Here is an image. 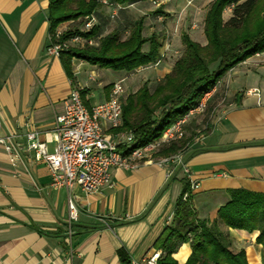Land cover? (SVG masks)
<instances>
[{
	"label": "crops",
	"instance_id": "1",
	"mask_svg": "<svg viewBox=\"0 0 264 264\" xmlns=\"http://www.w3.org/2000/svg\"><path fill=\"white\" fill-rule=\"evenodd\" d=\"M42 2L0 0V138L21 137L15 141L12 164L0 144V264H121L119 249L131 263L160 252L154 243L172 225L183 180L191 183L196 216L209 221L230 200L229 190L264 194V53L232 69L206 96L214 105L212 128L197 139L195 148L182 153L185 168L142 163L133 170L113 169L110 186L95 194L77 186L54 190L45 164L35 162L26 150L22 137L29 128L40 132L39 141L52 152L54 122L64 113L72 89L88 90L84 105L90 109L108 100L107 86L122 81L126 94L136 86V78L140 83L139 72L155 65L126 73L74 59L69 79L60 59L46 53L48 0ZM100 13L94 23L101 27V38L108 32L99 23ZM72 25L63 23L57 32ZM87 43L96 46L98 39H81L74 46ZM202 126L205 130L206 123ZM105 132L118 135L107 127ZM195 150L198 153L186 159ZM69 200L76 210L72 220ZM223 230L235 252L245 251L248 264H261V246L254 242L257 232ZM190 253L183 244L173 259L184 264Z\"/></svg>",
	"mask_w": 264,
	"mask_h": 264
},
{
	"label": "trees",
	"instance_id": "2",
	"mask_svg": "<svg viewBox=\"0 0 264 264\" xmlns=\"http://www.w3.org/2000/svg\"><path fill=\"white\" fill-rule=\"evenodd\" d=\"M107 1L120 7L156 0ZM101 5L99 0H48L50 42H67L74 37L86 41L98 39L96 46L87 43L77 48L73 45L60 53L61 65L69 79H73L74 59L101 69L126 73L161 61V43L154 35L143 36L142 18L134 23L124 40L121 28L101 38L99 24L93 23L88 30H80L81 25L84 27L89 19L94 18ZM226 11L230 12V16L224 20ZM154 14L157 15V12ZM203 19L204 46L183 34L182 54L153 90L144 83L134 93L125 94L122 126L112 131L132 137L127 154L159 142L167 129L193 116V112L226 74L249 58L264 53V0H213ZM67 22H73L72 27L57 37V28ZM145 45L148 46L147 51L143 50ZM111 88L112 85H109L105 89ZM87 93V89L79 91L85 105ZM213 106L207 102L201 111L207 114V120ZM191 143L192 139L184 138L183 133L180 139L161 143L152 157L158 159L182 154L192 146ZM196 153L198 150L191 152L186 159ZM228 195L230 200L219 208L213 221L199 219L193 206L191 183L183 180L172 225L166 227L154 243V248L160 251L157 264H178L173 255L183 244H188L191 250L184 264H248L245 251L233 250L234 242L223 228L249 234L257 232L254 242L261 246V264H264V194L235 189L229 190ZM117 256L121 264H131L124 249H119Z\"/></svg>",
	"mask_w": 264,
	"mask_h": 264
},
{
	"label": "built area",
	"instance_id": "3",
	"mask_svg": "<svg viewBox=\"0 0 264 264\" xmlns=\"http://www.w3.org/2000/svg\"><path fill=\"white\" fill-rule=\"evenodd\" d=\"M102 4L108 3L103 0ZM94 22V18L89 19L84 24V30L91 28ZM60 34L56 32L57 37ZM80 40L74 37L67 42H50L46 53L50 57L59 58L61 52L76 45ZM109 93L108 100L88 109L81 99L79 90H71L64 106V113L57 116L54 122L55 146L52 152L48 151L46 142L39 141L40 132L37 129L29 128L22 137L26 141V150L33 153V160L45 164L50 176V185L54 190L69 191L77 186L85 194H95L102 188L110 186V172L113 169L133 170L142 163L156 164L160 167L177 164L185 168L181 153L158 159L152 156L161 143L183 136V126L187 117L167 129L159 142L137 148L127 154L132 137L126 134L111 136L105 132L106 127L114 130L122 126V100L125 96L122 81L114 83ZM203 108L202 103L194 112H201ZM16 139L20 140L21 137L11 134L0 138V144L11 156V164L15 157ZM120 146L125 148L119 149ZM68 206L69 218L75 219L76 210L71 200ZM159 256L160 252H154L131 264H157Z\"/></svg>",
	"mask_w": 264,
	"mask_h": 264
},
{
	"label": "rangeland",
	"instance_id": "4",
	"mask_svg": "<svg viewBox=\"0 0 264 264\" xmlns=\"http://www.w3.org/2000/svg\"><path fill=\"white\" fill-rule=\"evenodd\" d=\"M22 4L33 3L43 5L42 0H19ZM103 1V0H99ZM107 3L108 1L105 0ZM213 0H156L145 3H137L133 5H126L116 7L110 4H103L99 8L101 10L100 24L103 32L110 33L111 31L121 28L129 33L134 23L140 18L144 22L143 36L150 37L154 35L161 43V61L139 72L141 77L140 83L135 80L136 86L130 87L126 95L132 94L131 92L136 87H142L144 83L148 84L149 89L152 91L159 80L167 70L172 68L174 62L180 57L183 51L181 43V36L188 35L193 41L205 45V37L203 34V18L205 13ZM157 12V15L154 14ZM40 14V13H39ZM230 12L224 13V20H227ZM127 34H122V39H125ZM79 43L77 42L76 45ZM147 45L144 50L147 49ZM165 76V75H164ZM128 82L125 83L127 85ZM139 85V86H138ZM139 87V88H140ZM138 88V89H139ZM209 96V95H207ZM208 97H205L203 104L207 103ZM192 114V113H191ZM210 118V116H209ZM207 114L203 112L195 113L190 118H186V123L183 127L184 138L192 139V146L195 148L197 139L209 132L212 128L211 120H207ZM206 123L205 130L202 129Z\"/></svg>",
	"mask_w": 264,
	"mask_h": 264
}]
</instances>
